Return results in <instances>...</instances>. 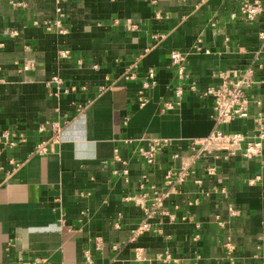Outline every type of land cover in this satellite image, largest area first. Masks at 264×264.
I'll use <instances>...</instances> for the list:
<instances>
[{"label":"crops","instance_id":"obj_1","mask_svg":"<svg viewBox=\"0 0 264 264\" xmlns=\"http://www.w3.org/2000/svg\"><path fill=\"white\" fill-rule=\"evenodd\" d=\"M240 5L0 0V264L36 257L46 264H264V150L251 159L198 160L135 240L143 209L126 198L141 193L142 182L166 191L168 169L191 153L192 139L212 132L214 101L204 92L221 72L240 75L256 56L264 63V15L247 21ZM64 48L70 56L60 54ZM174 50L186 55L189 78L179 76ZM128 68L135 79L123 76ZM149 68L156 84L145 87ZM256 80L250 116L225 127L248 140L264 125V67ZM55 122L58 141L35 152ZM21 134L23 141L5 144ZM159 136L172 146L147 163L136 144ZM116 150L126 165L115 161Z\"/></svg>","mask_w":264,"mask_h":264},{"label":"built area","instance_id":"obj_2","mask_svg":"<svg viewBox=\"0 0 264 264\" xmlns=\"http://www.w3.org/2000/svg\"><path fill=\"white\" fill-rule=\"evenodd\" d=\"M240 14L245 17L247 21H254L260 16L264 15V4L261 0H241V5L239 8ZM58 13L61 10L58 9ZM62 15V14H60ZM62 20L58 19L56 24H61ZM264 37V35H262ZM171 57L175 65H177V71L181 78H189V73L186 71L185 67V57L186 55L180 50L171 51ZM60 54L64 56H70V50L64 48L60 50ZM264 63L258 59L256 56L254 59L250 60L245 66V71L243 73L230 74L229 72H221L220 77L222 78L219 84H213L207 88L204 92L205 95L213 98L214 111V129L211 133L204 137H199L192 139L190 141L191 153L188 155L181 156V154L174 153V159L181 156V165L177 168L173 167L168 169L165 176V185L168 187L166 191H161L158 187L154 185H147L143 183L140 185L141 193L134 194L127 199H131L138 203L143 209L142 221L132 230L130 239L135 240L143 232L148 231L152 228V219L159 213L164 212L165 199L173 191L179 189L182 183L189 179L192 168L197 164L198 160H201L204 156L211 157H230L235 154L241 153V155L247 159H251L253 156L261 154L264 150V125L260 132L252 140L246 139L244 133L229 131L225 127L227 124L231 123L236 117H249L250 108L249 104V94L252 86L257 82L256 72L257 68L262 69ZM131 69H126L123 76L126 79H135L136 74ZM157 72L154 68L148 69V80L145 81L144 86L148 87L150 85L156 84ZM58 82H61L58 79ZM191 88L195 89L194 83L191 84ZM176 93L179 98H182L183 89L181 86L176 87ZM141 103L145 102V98H140ZM166 107L172 109L173 104L167 103ZM62 124L55 122L52 125V130L54 135L48 140L40 142L36 145L35 152L39 154H45L48 152V143L56 142L62 131ZM24 134L17 136V138H6V145L12 146L16 145L17 142L23 141ZM144 139V138H143ZM1 140V138H0ZM172 139L167 137H154L149 138L148 141L143 144L137 142L136 150L140 157H142L147 163H153L156 158L164 151L168 150L172 145ZM115 161L121 162L126 165V159L119 154L116 150ZM126 170V169H125ZM209 175H215L216 169L213 166L207 168ZM119 172L118 170H115ZM127 171V170H126ZM200 182L201 179H197L196 182ZM119 227V225H118ZM97 248L103 250L106 246L105 241L97 239ZM117 246H115L116 248ZM143 253L142 248L137 249V257H140ZM169 258V253L165 255ZM49 260L43 257L33 258L29 261V264H46Z\"/></svg>","mask_w":264,"mask_h":264}]
</instances>
